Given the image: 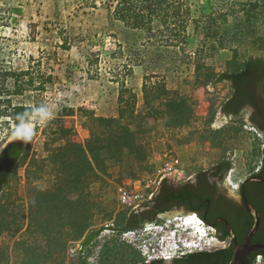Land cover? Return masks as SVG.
Wrapping results in <instances>:
<instances>
[{"label":"rangeland","instance_id":"obj_1","mask_svg":"<svg viewBox=\"0 0 264 264\" xmlns=\"http://www.w3.org/2000/svg\"><path fill=\"white\" fill-rule=\"evenodd\" d=\"M146 1L0 0V146L15 132L18 115L36 121L29 158L0 191V264H140L229 245L230 239L219 240L214 226L199 225L193 213L134 231L105 228L91 244H82L92 229L124 226L134 209L118 188L142 192L167 159L179 158L185 169L182 180L174 177L178 183L229 157L233 168L227 181L233 188L256 172L263 159L264 139L250 125L249 115L247 124L218 122L230 84L209 86L204 75L237 70L248 55L264 57V17L252 33L245 29L250 32L246 36L226 9L230 0H168L180 3L176 16L185 24L172 21L171 14L168 19L164 11L143 10ZM213 13L225 48L202 27ZM176 30L185 35V43L168 37ZM164 87L186 98L187 123H171ZM40 106L51 110V119L41 122L33 115ZM94 116L120 117L110 126L130 147L107 143L102 136L99 144L106 145L95 170L54 191L51 168L60 163L51 162V156L65 143L54 140L56 130L69 128L64 138L86 145L91 130L108 129ZM128 128L133 131L130 143ZM42 168L48 169L44 175ZM53 174L76 178L71 168ZM52 191L64 200L51 198ZM38 198L37 226L31 222V202ZM82 207L89 211L90 228L75 239L67 222ZM199 226L207 234L204 239L198 238ZM61 240L66 243L62 256L56 250ZM254 264H264V258L257 256Z\"/></svg>","mask_w":264,"mask_h":264},{"label":"trees","instance_id":"obj_2","mask_svg":"<svg viewBox=\"0 0 264 264\" xmlns=\"http://www.w3.org/2000/svg\"><path fill=\"white\" fill-rule=\"evenodd\" d=\"M143 6V10L146 9L149 12L164 11V15L172 21L185 24L184 20L177 18V14L180 12V6L178 3L172 4L168 0H148ZM149 2V3H148ZM229 5L226 9L230 11V14L235 16L238 23L235 24V28L239 33L244 35L250 34L245 29L253 30L257 27L259 22H262L264 17V0H230L225 2ZM171 5V6H170ZM220 13V12H219ZM223 13V12H222ZM222 15V14H221ZM209 23L203 25L209 35L219 38V46L225 48L227 42H225V35L219 33L218 16L216 14H210L206 16ZM244 18V19H243ZM198 27V25H197ZM213 28L215 29L213 31ZM184 31V30H183ZM173 43L179 45L185 43V35H182L181 30L171 33L168 36ZM198 69V67H197ZM206 84L215 87L218 84L227 82L230 84V94L221 102L220 111L227 117H230L234 123L247 124L246 116L249 115L250 124L255 127L260 133L264 135V57L248 55L242 62L239 69L234 71L223 70L216 72L210 70L209 73L204 75ZM146 85V84H145ZM163 86V85H162ZM146 88V87H145ZM164 94H166L168 113L173 116V121L176 125L185 124V108L186 98L181 96L176 90H169L164 87ZM167 95L174 98L168 97ZM145 96L148 100V91L145 90ZM165 103V104H166ZM187 109V108H186ZM188 112H193L192 107L188 108ZM93 120L99 123L108 124V129L102 132L91 130V138L87 140L86 145L75 142L70 138H64L65 134L69 132V128L61 125L56 130L57 133L54 140L64 139L65 143L61 146V152H56L51 156V162L60 163V166L51 168V175L54 176L53 189L54 191H60L67 184L72 186L76 183L79 175L83 172L94 171L95 164L99 155V151L106 144H99L103 141L102 136H107L108 142L114 141L115 145L120 147H130L129 144L124 145L123 137L119 136L117 130H113L111 126L120 122V117H97L94 116ZM111 125V126H110ZM129 143L131 141V135L133 131L127 129ZM127 137H124V140ZM71 149V150H68ZM74 150V152L72 151ZM30 155V147L28 143L23 140H15L6 145L0 152V191L6 186L14 169L21 161H26ZM264 155V151H263ZM33 161H36L33 158ZM71 168L76 178L74 181L68 180L61 176V174H53V171L59 172L62 169ZM233 168V161L231 158L226 157L217 162L213 167L209 169H201L196 173L195 178H191L185 182H174L171 178L166 177L161 181L160 187L154 196L144 202L141 205V211L133 210L130 217L119 231L128 232L134 231L146 226L147 224H162L165 219L160 216L161 213L169 212L175 207L183 208L184 213H195L208 225H214L216 229V235L220 240L230 239V243L226 247L214 249V250H197L192 251L184 256L175 257L177 264H229L233 257V246L231 236L225 227L224 222L218 225L215 222L220 216H225L230 225L235 230L239 242H243L247 232L253 224V218L250 215L244 202H236L228 198L223 192L218 193V186L212 181L214 176H218L221 181L226 179L227 174ZM41 174L48 172V169L42 168ZM51 171V170H50ZM34 174H38L36 171ZM37 178V175H35ZM71 181V182H70ZM241 185V184H240ZM239 185V186H240ZM256 187L259 191V197L250 199L253 202L261 215V232L264 236V196L262 191V185L257 184ZM37 188V187H36ZM57 194V193H56ZM55 192H50L51 198L62 202L64 198L60 194L56 195ZM53 195V196H52ZM40 196V195H38ZM41 198L32 200L33 215H31V222L35 225H39V219L41 213L36 208ZM61 213V207L57 213ZM70 214L71 221L67 223L75 234V239L82 237L86 231L89 230L90 224L88 221L89 211L84 207L74 209ZM105 227L92 229L85 234L83 239V246L91 244L93 240L100 235ZM66 243L61 240L56 246L57 253L62 256L65 251ZM261 254L264 257V249L258 250L250 257V263L254 264L257 256ZM165 258L154 260L153 264L162 263ZM138 264V263H137Z\"/></svg>","mask_w":264,"mask_h":264},{"label":"water","instance_id":"obj_3","mask_svg":"<svg viewBox=\"0 0 264 264\" xmlns=\"http://www.w3.org/2000/svg\"><path fill=\"white\" fill-rule=\"evenodd\" d=\"M231 118L230 117H227L225 116L222 112H220L219 114V117H218V122L222 125V124H225L227 122H231ZM30 127L33 128L35 125H36V121H29L28 122ZM251 125V124H250ZM252 126V125H251ZM263 136V139H264V135L262 134ZM15 140H21L19 139L16 135H15V132L10 135L6 140L5 142L0 146V152L1 150L6 146L8 145L9 143L15 141ZM175 171L172 172V173H167L163 176L162 180L166 177H169L171 178L174 182V176H175ZM196 174L194 176H192L191 178H195ZM227 177H228V174L226 176V179L224 181L221 182V186H222V192L228 196L229 198L231 199H234V200H239V194H238V189L239 187L237 188H233L229 182L227 181ZM189 178V179H191ZM188 179V180H189ZM161 180V181H162ZM264 181V178H262L261 176H251L249 178H247L245 181H244V186L246 185L247 182H254V183H259V182H263ZM161 184V182H160ZM160 184L158 186V188L156 189V191L154 192V194L157 192V190L159 189L160 187ZM154 194L151 196V198L154 196ZM242 195H243V198H244V203L246 205V208L248 209L250 215L252 216L253 218V224L252 226L250 227L249 231L247 232L246 236H245V239L243 242H239L238 241V237H237V234L235 232V230L233 229V227L230 225V222L224 218V217H221L219 220L224 222L225 224V227L227 228L231 238L233 239V242H232V246H233V257L230 261L229 264H249L250 263V257L251 255L260 250V249H264V243H253L252 242V239L254 237V235L256 234V232L259 230L260 228V225H261V215H260V212L258 211L257 207L251 202L248 200L247 198V195H246V191L245 189H243L242 191ZM150 198V199H151ZM149 199V200H150ZM142 205V204H141ZM141 205L138 206L137 208H135L134 210H143L141 208ZM133 212V211H132ZM131 214V213H130ZM188 214H192V213H184V209L183 208H178V207H175L173 210L169 211V212H165V213H161L160 216L162 218L165 219L164 222H166L168 219L174 217V216H177V215H180V216H184V215H188ZM130 217V215H129ZM128 217V218H129ZM199 217V216H198ZM200 218V217H199ZM201 219V218H200ZM163 222V223H164ZM147 225H155V224H147ZM146 225V226H147ZM212 226H214L212 224ZM105 228H114V227H105ZM217 232V231H216ZM215 236L217 237V235L215 234ZM218 238V237H217ZM219 239V238H218ZM220 240V239H219ZM185 254H183L184 256ZM162 258H165L164 261L162 263H158V264H177V262L175 261V257H162ZM161 259V258H159ZM153 260H158V259H151V260H147L145 262H142L140 264H151V262Z\"/></svg>","mask_w":264,"mask_h":264},{"label":"built area","instance_id":"obj_4","mask_svg":"<svg viewBox=\"0 0 264 264\" xmlns=\"http://www.w3.org/2000/svg\"><path fill=\"white\" fill-rule=\"evenodd\" d=\"M174 171L176 172L174 177L178 181L182 180V178L186 176L185 169L182 167L180 159L177 157L165 160L160 169L158 170V174L147 180L142 192L132 193L129 192L124 186H120L118 188L119 194L124 202H126L132 209H135L151 198L165 174L172 173ZM189 178L190 177L185 180L187 181ZM140 199L145 200L144 202H142L140 201Z\"/></svg>","mask_w":264,"mask_h":264},{"label":"flooded vegetation","instance_id":"obj_5","mask_svg":"<svg viewBox=\"0 0 264 264\" xmlns=\"http://www.w3.org/2000/svg\"><path fill=\"white\" fill-rule=\"evenodd\" d=\"M251 176H261L262 178H264V155H263V159H262V161H261V165H260V167L258 168V170L256 171V172H254ZM250 176V177H251ZM247 179V178H246ZM245 179V180H246ZM244 180V181H245ZM212 181L213 182H215L216 184H217V188H218V190H217V192L218 193H221L222 192V186H221V180L219 179V177L218 176H214L213 178H212ZM244 181L241 183V185L239 186V189H238V194H239V200H234V199H231V200H233V201H236V202H244V198H243V195H242V191H243V189H245V191H246V195H247V198H248V200L250 201V199L252 198V199H254V197H259L258 195H259V191H258V188L256 187V185L258 184H261L262 185V191H263V196H264V181L263 182H259V183H254V182H247L246 183V185L244 186ZM228 197V196H227ZM229 198V197H228ZM253 203V202H252ZM245 204V203H244ZM254 204V203H253ZM255 205V204H254ZM256 206V205H255ZM221 217H224V218H226L225 216H220V218ZM219 218V219H220ZM217 220L216 222H215V224L216 225H218V224H220V223H223L222 221H220V220ZM227 219V218H226ZM228 220V219H227ZM229 221V220H228ZM231 240H232V242H233V239L231 238ZM238 241H239V239H238ZM252 242L253 243H264V236H263V233L261 232V225H260V228H259V230L256 232V234L254 235V237H253V239H252ZM257 252V251H256ZM256 252H254V253H256ZM253 253V254H254ZM259 255H261V254H259ZM258 255V256H259ZM262 257H263V255H261ZM264 258V257H263ZM154 261V260H153ZM152 261V262H153ZM151 262V264H153Z\"/></svg>","mask_w":264,"mask_h":264},{"label":"clouds","instance_id":"obj_6","mask_svg":"<svg viewBox=\"0 0 264 264\" xmlns=\"http://www.w3.org/2000/svg\"><path fill=\"white\" fill-rule=\"evenodd\" d=\"M33 115L36 116L41 122L51 119L52 116L51 110L46 106H40L38 108L33 109ZM17 119L19 123L17 124L15 135L19 139L23 140L25 143L30 142L34 135V132L28 123L29 117L27 116V114H20L18 115ZM193 214V216L199 218L197 214ZM202 222L204 221L202 220Z\"/></svg>","mask_w":264,"mask_h":264},{"label":"bare ground","instance_id":"obj_7","mask_svg":"<svg viewBox=\"0 0 264 264\" xmlns=\"http://www.w3.org/2000/svg\"><path fill=\"white\" fill-rule=\"evenodd\" d=\"M190 223H191V222H190ZM185 225H186V224H185ZM199 228H200V231H202V233H203V234H202L203 236L201 237V239H204V237H205L207 234H206L205 232H203V231H205V230H204V229L202 230V227L199 226ZM196 233H197V231H196ZM204 233H205V235H204ZM194 245H195V243H194ZM194 245H193V246H194ZM166 257H167V256H166ZM169 257H171V256H169Z\"/></svg>","mask_w":264,"mask_h":264}]
</instances>
